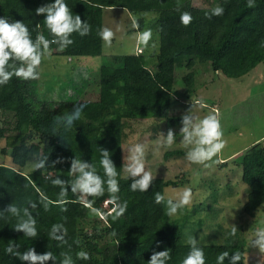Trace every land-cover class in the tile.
Segmentation results:
<instances>
[{"label": "trees", "instance_id": "16d2710c", "mask_svg": "<svg viewBox=\"0 0 264 264\" xmlns=\"http://www.w3.org/2000/svg\"><path fill=\"white\" fill-rule=\"evenodd\" d=\"M151 0H67L73 15H80L91 26L86 36L73 33V44L61 50L50 45V53L67 57L102 55V40L97 35L102 28V10L121 7L136 16L138 30L146 25L152 36L146 52L113 54L98 67V96L81 99L84 86L73 88L66 99H35L32 96L35 79L13 76L0 86V139L13 136L8 152L13 163H0V209L8 203L37 202L32 209L38 235L29 238L14 229L15 217L5 213L0 217V264H29L9 254V244L20 245V251L34 248L37 253L52 251L58 258L69 254L74 264H148L154 251L167 249L168 264H180L189 250L178 219L170 220L165 211V199L156 203L155 196H164L163 188L175 182L155 177L148 191H131V180L122 171V142L125 128L132 119H164L178 124L181 116H170L174 105V71L184 67L181 80L187 92L194 91L195 69L198 63H208L215 73L239 78L264 62V0H214L211 7H195L191 0H157L160 9L146 18ZM49 0H0V16L21 20L29 26L33 38L49 37L43 14L35 9ZM222 6L220 16L205 15L215 6ZM192 15L188 25L180 15ZM50 38V37H49ZM155 47L156 50H155ZM205 63V64H206ZM83 85V84H82ZM74 104L85 105L80 119L70 129L56 124V117L67 115ZM56 129L55 131L53 129ZM107 149L120 173L118 202L127 203L125 213L113 219L112 194L105 191L99 197H81L71 191L68 202L59 203L60 186L52 184L59 176L71 180L69 172L73 158L99 165L100 150ZM48 156L43 169L21 170L31 157ZM62 158L53 165V161ZM241 169V181L247 185L243 211L252 216L264 202V139L248 146L236 158ZM165 198V197H164ZM91 200L92 208L85 204ZM95 209V211H93ZM67 229L63 241L50 235L54 225ZM224 243H199L204 248L206 264H216L222 251H238L244 264L245 240ZM86 251L88 260L77 259L76 253ZM39 264V262H37ZM45 264H52L49 260ZM228 264V258H225Z\"/></svg>", "mask_w": 264, "mask_h": 264}, {"label": "rangeland", "instance_id": "374dc122", "mask_svg": "<svg viewBox=\"0 0 264 264\" xmlns=\"http://www.w3.org/2000/svg\"><path fill=\"white\" fill-rule=\"evenodd\" d=\"M150 2L146 18L154 16L160 9L157 0ZM191 4L195 7H211L215 3L214 0H191ZM133 19L136 16L124 8H104L102 27L114 31L112 44L108 46L102 41V55L90 56L91 61L82 62L85 67L80 66L78 60L75 62L77 57L49 52L41 63L39 77L34 80L32 96L47 101L66 99L70 95L69 91L74 87L78 90L87 79L84 97L96 99L98 67L103 59L113 54L134 53L138 33L148 30L146 25L141 30L132 28ZM205 63L194 66L193 92H187L181 80L186 69L175 68L174 105L169 115L182 116L190 110L195 116L203 117L211 111H217L224 130L225 149L204 164L191 163L186 159L188 149L181 140V123L172 125L164 119H132L125 128L121 146L122 171L129 147L143 144L146 170L155 177L175 182V185L163 188L165 211L169 198L176 199L185 188L192 189V202L173 216H168L170 220L178 219L185 241L188 242L189 237L194 236L199 243H224L242 237L245 240L244 264H264V251L250 245L255 230L264 227V202L252 216L243 211L248 188L241 181V169L236 160L254 139L261 136L258 141L264 139V62L239 78L215 73ZM84 72L88 73L87 78ZM169 129L173 130L176 139L171 147H166L162 141ZM13 139L9 133L1 138L0 150H8ZM34 158L31 157L21 168L23 172L32 170ZM0 163L13 165L7 151H0Z\"/></svg>", "mask_w": 264, "mask_h": 264}, {"label": "clouds", "instance_id": "9594fccd", "mask_svg": "<svg viewBox=\"0 0 264 264\" xmlns=\"http://www.w3.org/2000/svg\"><path fill=\"white\" fill-rule=\"evenodd\" d=\"M253 0H248L251 6ZM224 12L222 6H215L205 15L211 18L212 16H220ZM36 15L43 14L45 26L48 30L49 37L43 34H38L33 38L29 26L21 20H10L8 17L0 16V86H3L12 79L13 76L24 79H37L40 75L39 68L43 59L49 54L50 45L55 44L59 49L63 50L73 44V33L80 36H86L91 31V26L80 15H73L69 8L67 0H49L35 9ZM192 15L184 11L180 15V22L188 25L192 20ZM132 28L139 27L138 22L132 20ZM97 35L110 46L114 38V31L109 27H103L98 30ZM151 30L139 32L136 39L137 44L147 47L151 39ZM138 47V46H137ZM135 53L136 49H135ZM85 105L74 104L73 110L67 115L56 117V124L63 126L65 129H70L74 122L80 119ZM180 132L182 133V143L188 149L185 153L186 159L191 163L204 164L207 161L213 160L226 147L224 139V130L221 119L217 111H211L203 117L195 116L190 110L186 111L181 116ZM56 130L55 128L53 129ZM175 133L169 129L162 141L166 147H171L175 141ZM110 152L107 149L101 148L99 165L103 170V175L97 169V165L83 159L73 158L70 163L69 172L72 179L64 180L59 176L52 179V184L60 186L59 203L64 205L68 202L66 199L67 193L71 191L74 195L79 194L81 197H99L104 195L107 190L112 194L111 202L114 207L111 210L113 219L122 216L126 209L127 203H119L117 194L120 191L118 177L120 173L113 160L110 158ZM145 149L144 145L137 143L128 149L127 162L123 165L125 173L124 178L131 180L129 188L131 191H148L150 185L153 184L155 177L150 171H147L144 163ZM62 158H58L55 163L60 162ZM48 156H36L32 164V169H43L48 166ZM164 196L157 193L155 196L156 203L164 201ZM193 200L191 188H185L178 194V198H169L166 202V214L171 217L189 205ZM92 201L85 200L87 207L92 208ZM37 202L29 200L27 204L8 203L6 207L0 209V217L5 213L16 218L14 229L22 231L23 235L29 238H35L38 235L36 227V218L33 215L32 209L37 207ZM95 211V209H93ZM67 229L63 225H54L50 230V235L57 241H63ZM235 231V229H233ZM189 250L183 257L180 264H206L205 251L198 244L196 237L191 236L188 239ZM251 246L258 247L264 251V227H259L255 230L254 237L250 240ZM20 245L9 244L6 251L18 257L20 261H27L29 264H45L51 260L52 264H74L72 257L67 253H62L61 257H57L52 251L48 250L43 253H37L34 248H27L20 251ZM77 259L88 260L89 254L86 251L76 253ZM228 258V264H236L241 261V254L238 251L230 252L225 250L216 256V264H225V258ZM171 259L170 253L165 250L154 251L148 264H168Z\"/></svg>", "mask_w": 264, "mask_h": 264}, {"label": "crops", "instance_id": "0c3cea01", "mask_svg": "<svg viewBox=\"0 0 264 264\" xmlns=\"http://www.w3.org/2000/svg\"><path fill=\"white\" fill-rule=\"evenodd\" d=\"M103 28V27H102ZM138 45L136 44L135 45V49H136V47H137ZM135 53V52H134ZM90 59H92L90 56H78L77 58H76V60H75V62H77V60L79 61V62H81L79 65L80 66H84L85 64H83L82 62H89V61H91ZM80 66H78V67H80ZM85 67V66H84ZM87 72H84V77H86L87 78V74H86ZM87 82H88V80L87 79H85V83L82 85V86H84L83 87V90H82V92L80 93V96L83 94V97L81 96V99H95V98H85L84 96V92H86V90L84 89L85 88V86H86V84H87ZM73 91H70V93H72ZM69 93V94H70ZM263 136H261V137H259V138H257V139H254L250 144L252 145L253 143H255V142H257L260 138H262ZM233 154V153H232Z\"/></svg>", "mask_w": 264, "mask_h": 264}, {"label": "built area", "instance_id": "2783aa9c", "mask_svg": "<svg viewBox=\"0 0 264 264\" xmlns=\"http://www.w3.org/2000/svg\"><path fill=\"white\" fill-rule=\"evenodd\" d=\"M140 48L139 47H136V52L138 53V52H140V50H139Z\"/></svg>", "mask_w": 264, "mask_h": 264}]
</instances>
